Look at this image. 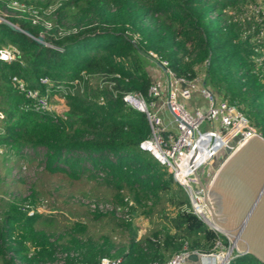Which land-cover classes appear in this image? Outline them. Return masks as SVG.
Here are the masks:
<instances>
[{
    "label": "trees",
    "instance_id": "trees-1",
    "mask_svg": "<svg viewBox=\"0 0 264 264\" xmlns=\"http://www.w3.org/2000/svg\"><path fill=\"white\" fill-rule=\"evenodd\" d=\"M6 1L0 0V9ZM53 1L21 0L42 14L49 22L47 29L41 22L31 23L25 12L5 15L28 35H40L42 43L0 22V48L8 44L16 52L14 59H0V146L18 156L28 150L41 155L47 172L68 179L82 175L97 179L111 190V200L103 202L112 208H122L127 200L133 207L144 206L146 200L151 205L159 198L176 207L166 228L151 232L153 240L144 239L142 246L130 237L125 249L111 256L120 258L118 264L163 262L183 242L186 249L204 253L215 249L216 240L226 244L222 234L183 207L185 194L164 167L137 148L148 132L147 123L144 114L124 104L120 96L137 92L151 98L146 89L152 79L143 64L147 50L185 79L193 78L194 65L203 63V83L233 103L264 138V69L254 65L251 55L256 44L249 42L257 27L242 37L249 25L233 16L246 0H61L43 14ZM85 74L93 75L94 85L84 83ZM12 76L40 91L64 86V118L34 109ZM38 202L29 195L9 202L2 214V264H40L52 260L58 249L64 252L62 264H97L99 257L108 255L71 236L66 243L49 239L46 228L52 214L34 210L27 214L19 208L25 203L34 208ZM89 213L113 214L112 210ZM83 227L73 221L70 230L79 232ZM228 264L263 263L244 252L228 258Z\"/></svg>",
    "mask_w": 264,
    "mask_h": 264
},
{
    "label": "built area",
    "instance_id": "built-area-1",
    "mask_svg": "<svg viewBox=\"0 0 264 264\" xmlns=\"http://www.w3.org/2000/svg\"><path fill=\"white\" fill-rule=\"evenodd\" d=\"M59 1L61 0H54L52 4L42 10V13L48 14ZM249 1L257 18L241 32V36L251 33L253 28L257 27V32L249 37V40L251 39L256 44L253 48L256 53L251 55V59L255 66H259L263 70L264 63L261 60L264 56V10H259V7H262L260 4H264V0ZM4 7L19 12L18 15L25 12L31 23L41 22L44 29L49 27V22L43 19L42 14H38L35 9L22 2L7 0ZM0 21H7L1 11ZM148 54L158 68L160 76L157 80H151L146 89V96L151 98L147 100L137 92H125L120 96L124 104L142 112L147 123L148 132L144 138L138 141L137 148L148 152L182 189L186 197L184 208L197 216L208 228L217 232L210 224L209 212L201 200L203 197L202 188L196 183L195 174L200 184L205 185L204 178L208 176L211 178L212 172L215 170L211 168L210 164L215 162L217 167L226 156L225 153L218 155L219 149L224 147L232 149L246 138L258 133L247 123L242 112L233 103L218 97L210 87L199 82L196 75L191 79L176 76L167 66L166 60L149 50ZM15 55L16 52L8 46L0 48V59L2 60L14 59ZM11 79L16 89L32 101L34 109L48 113L51 117L64 118V114L58 112L50 104L46 88L40 91L37 88L26 86L21 79L15 76H12ZM38 81L43 83L45 79L39 78ZM64 92L65 90L61 91V93ZM193 92H196L198 99L191 103ZM186 101L190 102L188 106L185 105ZM163 110L169 115L167 121L163 119ZM202 125L203 127L200 128ZM169 126L172 128L171 130ZM204 168L203 175L201 172ZM129 204L127 200L126 205L122 208H112L108 202L91 201L87 204V209L98 212L112 210L114 215H118L117 213L121 211L119 216L128 220L130 216L126 210ZM42 205L43 201L38 202L32 208L30 204L25 203L19 208L28 214L33 210L40 211L38 207H42ZM217 244L222 246L218 240L214 242L213 246L216 247ZM231 251L232 245L221 254L224 264H228V258L232 256ZM189 252L204 253L186 249V243L183 242L180 249L163 262L147 264H184L180 257L187 256ZM207 253L213 254V251ZM59 261L58 264H62V260ZM119 261V257L102 256L99 257L97 264H118Z\"/></svg>",
    "mask_w": 264,
    "mask_h": 264
},
{
    "label": "rangeland",
    "instance_id": "rangeland-1",
    "mask_svg": "<svg viewBox=\"0 0 264 264\" xmlns=\"http://www.w3.org/2000/svg\"><path fill=\"white\" fill-rule=\"evenodd\" d=\"M17 1L21 2V0ZM260 6L262 7H259V10H264V4L261 3ZM6 9H0L1 13L11 15L12 10ZM233 13L237 20L244 24L246 22L249 26L257 18L249 0L241 3ZM251 41L250 39L249 42ZM7 46L8 44H4L1 47ZM143 64L147 71L155 70L156 76L150 75L151 78L159 79V70L150 58L148 50L144 53ZM203 70V63L194 65V72L199 82H204ZM92 77L91 74H85L84 80L86 82L84 83L94 85L95 78ZM75 83H77V87L81 86L80 82ZM62 90H66V88L61 86L51 91L48 88V94L50 104L58 112L65 115L67 111L61 96ZM189 104V101L185 102L186 106ZM202 127L203 125L200 128ZM169 129H172L171 126H169ZM210 166L214 170L216 167L215 162H212ZM204 171L205 168L201 172L203 175ZM204 179L203 183L206 184L209 182L210 177ZM29 195L34 196L35 201L38 200L39 203L43 201L42 207H38L40 213L49 211L52 214L53 221L46 228L49 239L55 238L58 240L60 238L62 243H66L65 239L71 236L81 245L89 244L93 248H99L102 252L108 253L105 257L115 256L119 250L125 249L130 237L142 246L144 239L153 240L151 232L155 229L160 230L162 227L166 228L167 217L172 216L176 209L163 198H159L157 203L151 205L150 200H146L143 203L144 206L135 207L132 206V202L129 200L131 206L129 207L130 217L128 223L119 216L121 211L117 213L118 215L105 213L102 216L93 217L87 209V204L91 201L111 200V190L107 186L97 181V179L85 177L84 175L79 179H68L61 173L47 172L43 167L41 155L33 156L31 151L28 150L26 155L18 156L0 146V221L9 202L21 201ZM149 205L150 209L148 210L147 206ZM73 221L83 224V230L79 232L70 230ZM225 239L226 244H221L222 246L217 244L213 250L214 255L222 257L221 254L233 244L230 239L226 237ZM234 247L232 245V255L235 253ZM73 251H69V253H73ZM63 253L58 249L52 260H45L40 264H58L59 260H62ZM0 264H2L1 257Z\"/></svg>",
    "mask_w": 264,
    "mask_h": 264
},
{
    "label": "water",
    "instance_id": "water-1",
    "mask_svg": "<svg viewBox=\"0 0 264 264\" xmlns=\"http://www.w3.org/2000/svg\"><path fill=\"white\" fill-rule=\"evenodd\" d=\"M0 22L28 35L8 21ZM28 36L42 43L40 35ZM224 153L207 184L201 185L195 174L201 200L214 229L237 245L233 255L246 252L264 264V138L253 134L232 149L218 150V155ZM180 258L184 264H224L212 253L189 252Z\"/></svg>",
    "mask_w": 264,
    "mask_h": 264
},
{
    "label": "crops",
    "instance_id": "crops-1",
    "mask_svg": "<svg viewBox=\"0 0 264 264\" xmlns=\"http://www.w3.org/2000/svg\"><path fill=\"white\" fill-rule=\"evenodd\" d=\"M156 69V68H155ZM158 69V68H157ZM156 69V70H157ZM148 74H149V76L150 75H154V76H156L155 75V70H153L152 69V71H148ZM150 78H151V76H150ZM152 79V81H154V80H157L156 78H151ZM198 98H197V95H196V92H193V94H192V100H191V103H193V101H195V100H197ZM162 116H163V119L165 120V121H167V120H169V115L167 114V112L165 111V110H163L162 111Z\"/></svg>",
    "mask_w": 264,
    "mask_h": 264
},
{
    "label": "bare ground",
    "instance_id": "bare-ground-1",
    "mask_svg": "<svg viewBox=\"0 0 264 264\" xmlns=\"http://www.w3.org/2000/svg\"><path fill=\"white\" fill-rule=\"evenodd\" d=\"M210 222H211V220H210ZM210 224H213L212 222L210 223ZM214 226V225H213ZM234 246H237L235 243L233 244ZM218 256V255H217ZM220 257V256H219ZM222 258V257H221ZM222 260H223V258H222Z\"/></svg>",
    "mask_w": 264,
    "mask_h": 264
}]
</instances>
